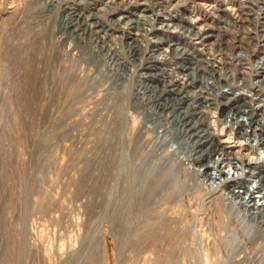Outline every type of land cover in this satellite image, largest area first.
Returning a JSON list of instances; mask_svg holds the SVG:
<instances>
[{
    "label": "rangeland",
    "instance_id": "1",
    "mask_svg": "<svg viewBox=\"0 0 264 264\" xmlns=\"http://www.w3.org/2000/svg\"><path fill=\"white\" fill-rule=\"evenodd\" d=\"M262 41L264 0H0V264H264V221L168 123L185 58L246 76Z\"/></svg>",
    "mask_w": 264,
    "mask_h": 264
},
{
    "label": "bare ground",
    "instance_id": "2",
    "mask_svg": "<svg viewBox=\"0 0 264 264\" xmlns=\"http://www.w3.org/2000/svg\"><path fill=\"white\" fill-rule=\"evenodd\" d=\"M226 46L230 47L229 45ZM184 61L183 67L188 76L187 88L194 87L200 91L192 95L184 94L185 99L181 100H185V103H182V107L176 106L172 108L174 111H171L173 114L169 115L170 119L168 123L179 120V124L182 126L180 129L183 133V140L185 143H189L186 146L187 153L194 154V157L200 159L205 158V161H201V164H199L200 167L198 169L199 173L202 172L200 174L208 181L209 185L217 190H221L220 192L226 191L229 197L238 199L237 203L249 211L243 210L247 212L250 218L263 222L264 162L258 159H262V156H264V121H262V117H259L251 101L253 100V95L264 94V89L261 87L259 91L250 94L248 89H252L254 83L258 85L260 82H253L251 78L248 79L249 77L240 75L237 66L234 67L233 72H226L222 66L207 62V57L199 61L195 60L194 57H188ZM255 63H258V69L253 70L257 74L264 72V66L259 62ZM237 79L241 80L240 84L235 83ZM238 88L243 90L235 94ZM242 94L245 96L248 95L249 99L245 100L241 96ZM187 98H190L189 102L186 101ZM209 106L219 107L218 109H220L219 112L222 114L221 116L224 122L229 123V126L235 129V134L247 137L252 144L259 143L261 153H258V158L253 164H247L242 160L230 157L223 147L212 140L210 132H208L206 127L207 122L205 120L204 110H202V108ZM222 163L231 165L233 168L231 176L224 174L220 166ZM210 180L214 184H211ZM244 195H248V199Z\"/></svg>",
    "mask_w": 264,
    "mask_h": 264
},
{
    "label": "built area",
    "instance_id": "3",
    "mask_svg": "<svg viewBox=\"0 0 264 264\" xmlns=\"http://www.w3.org/2000/svg\"><path fill=\"white\" fill-rule=\"evenodd\" d=\"M260 48L257 50V51H254V52H252L251 53V55H250V58H249V60H247L248 62L246 63V64H249V72L248 71H244L243 70V72H245V74H246V76L247 77H249L248 79H250L251 78V81H253V82H260L258 85L256 84V83H254V87L252 88V89H248V92L250 93V94H252V93H254L255 91H259V88H263L264 89V84H263V75H264V72H260L261 74H257L254 70H253V68L251 67V62L253 63V62H259V63H261L263 66H264V41H262L261 42V45L259 46ZM259 53L261 54V55H259ZM235 83L236 84H240L241 83V80H239V79H237L236 81H235ZM228 87V86H227ZM253 89H254V91H253ZM243 90V89H242ZM240 88H238V90H237V92L235 93V94H238L240 91H242ZM250 90V91H249ZM187 92V91H186ZM202 93H204V91L202 92ZM242 97H244V99L245 100H248L249 98H248V95L247 96H245V95H241ZM252 102V105H254V107L256 108V111H257V113H258V115H259V117H262V121H264V94H257V95H253V100L251 101ZM209 107H214L215 109H217L218 111H220V109H218V108H216L215 106H209ZM209 107H207V108H209ZM204 108H206V107H204ZM202 110H204V114L206 113V110L205 109H203L202 108ZM219 115H220V119L222 120V123H224L229 129H230V131L232 132V134H234V135H236V136H239V137H241V138H243L245 141H246V143H247V145H248V147H249V149L252 151V153L254 154V157H253V161L252 162H246V161H244V160H242V161H244L245 163H247V164H253L256 160H257V158H258V153L260 152L261 153V150H259L260 148H259V146L260 145H258V144H252L251 143V141L247 138V137H243V136H240V135H237V134H235V129H232L230 126H229V123H225L224 122V119H223V117L221 116L222 114L219 112ZM206 120V119H205ZM207 122V121H206ZM209 125V123L207 122V124H206V127H207V129H208V126ZM208 132H210L209 131V129H208ZM210 137L212 138V140L214 141V142H216L219 146H221L220 145V143L218 142V141H215L214 140V138H213V136H212V134H211V132H210ZM222 147V146H221ZM225 150V149H224ZM226 151V150H225ZM230 156V155H229ZM231 157V156H230ZM235 158V157H234ZM237 160H240V159H237ZM258 160H261V161H263L264 162V156H262V159L261 158H259ZM223 164V163H222ZM226 164V163H225ZM227 165H229V164H227ZM221 166V165H220ZM230 167H231V165H229ZM232 168V167H231ZM222 169V168H221ZM223 171V170H222ZM224 172V171H223ZM232 172H233V168H232ZM224 174H226L227 176H228V174L227 173H225L224 172ZM232 174V173H231ZM231 176V175H230ZM244 197L246 198V199H248V195H244Z\"/></svg>",
    "mask_w": 264,
    "mask_h": 264
}]
</instances>
